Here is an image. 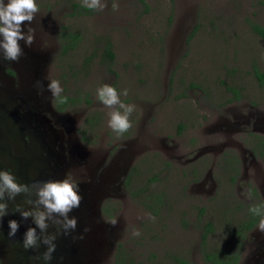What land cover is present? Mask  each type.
<instances>
[{
  "label": "rangeland",
  "instance_id": "1",
  "mask_svg": "<svg viewBox=\"0 0 264 264\" xmlns=\"http://www.w3.org/2000/svg\"><path fill=\"white\" fill-rule=\"evenodd\" d=\"M71 2L83 0H36L23 25L34 42H19L23 79L51 103L47 84L59 80L73 100L55 107L77 148L60 176L79 184L82 202L67 214L77 226L65 234L54 214L42 239L64 248L57 262L72 251V264H213L202 257V225L212 227L204 248L227 249L249 197L263 191L264 203V82L252 73L264 72V39L249 27H264V0H100L102 11L82 15ZM62 26L77 36L64 50ZM104 84L135 105L119 136L108 126L113 109L97 98ZM18 237L0 220V264H34Z\"/></svg>",
  "mask_w": 264,
  "mask_h": 264
},
{
  "label": "flooded vegetation",
  "instance_id": "2",
  "mask_svg": "<svg viewBox=\"0 0 264 264\" xmlns=\"http://www.w3.org/2000/svg\"><path fill=\"white\" fill-rule=\"evenodd\" d=\"M0 42H2L1 38ZM24 58L23 55L15 62L6 60L3 58V50L0 49V144H3L0 146V149L6 148L7 150L4 153L0 152V171H9L17 176V170L21 167L23 173L29 171L30 174L29 177L25 176V179H23L18 173V178H20L18 182L28 187L27 193L18 195L14 199H9L8 193L5 192L3 199H0V203L8 205L4 209L6 214L2 218L3 223H8L9 220L17 221L20 227L16 235H19L18 239L20 241L24 238V234L28 228L36 227L33 217L24 219L21 216V212L31 211L35 213L40 210L39 207L42 205L35 204V201L38 199L36 195L37 190L48 180H60L61 172L72 169L73 152L77 149L69 132L58 126L57 111L59 110L56 109L57 103L55 97L53 99L55 105L53 106L51 99L49 100L48 95L42 89H35L36 84H34L33 80L28 81L27 77V80L23 79L22 76L24 75L21 74L20 65L25 62ZM26 61L28 62L27 58ZM35 63L39 64L40 61L38 60ZM9 66L16 70L18 74L17 81L14 80V74L6 69ZM6 107H10L11 109ZM26 109L37 117H40L41 121L45 123L47 142L43 141L41 143L38 140L39 138H37L36 132L41 126L35 129L28 127V124H38V118L32 117L23 124L19 122L18 118L25 113ZM9 111L16 116L18 123V135L14 137H12V132L8 131L6 127L8 117H12L11 114H8ZM62 125L64 126V124ZM30 155L32 160L29 159ZM249 155L253 159L254 156L251 152H249ZM262 198L263 191L261 195H251L248 202H246L244 215L246 216L248 212H251V208L258 206L259 215L251 212V218H257L254 224L243 232L244 237L241 239L238 258L235 264H264V231L258 229L254 232L253 230V227L257 224L259 225L261 219H264V214L262 215V205H264ZM17 208L20 211H17ZM5 220L7 221L5 222ZM40 231L39 228L36 229L39 247L31 249L36 254V256L31 257L34 264H44L43 260L38 259V257L46 252L48 247V245L45 247ZM44 236L49 237L52 235ZM55 261L56 259L52 258L50 264H54Z\"/></svg>",
  "mask_w": 264,
  "mask_h": 264
},
{
  "label": "clouds",
  "instance_id": "3",
  "mask_svg": "<svg viewBox=\"0 0 264 264\" xmlns=\"http://www.w3.org/2000/svg\"><path fill=\"white\" fill-rule=\"evenodd\" d=\"M82 6L101 11L106 7V5L100 3V0H90V2L89 0H83ZM112 8L114 11L118 10L119 5L114 2ZM38 11L39 7L36 4V0H7V3L4 0H0V37L3 38L2 42H0V49L3 50L4 59L15 62L24 55L20 41H24L28 47L33 44L35 39L34 30L29 28L27 31L28 35L25 36L23 25L31 24ZM46 90L53 97L58 98L60 103L67 102V97L61 95L63 89L59 80H51L47 84ZM127 94V90H125L123 95L127 96ZM97 98L103 105L113 109L109 113L108 126L118 136L132 127L129 117L135 110V105L124 104L120 100V93L114 87L107 84L102 85L97 89ZM5 192L8 193L9 199H14L18 195L27 193L28 187L19 183L16 176L9 171H0V199H3ZM79 192V184L67 174L64 179L48 180L42 184L37 190L38 199L35 204L43 205L44 211H36L35 213L31 211L21 212V216L24 219L33 217L36 226L28 228L24 234L22 245L26 250L39 247L36 229L39 228L41 231L47 229L48 225L45 221L51 219L54 214L64 218L62 226L65 234H67L68 229L74 230L76 228L77 220L75 218L68 219L67 214L73 209L80 207L82 196ZM7 207V204L0 203V220L6 214L4 209ZM17 211H20V209L17 208ZM250 211L255 215H259V206L251 208ZM55 223L59 224L60 221L57 220ZM115 223L113 221V225ZM8 227L10 229L9 236L12 237L15 236L20 225L15 220H9ZM259 230L264 231V219L260 221ZM85 231H88V229H85ZM133 235H139V232H134ZM55 239V236H50L43 240V243L48 245L47 251L42 253L38 259L43 260L44 264H50L53 258L56 245L52 241Z\"/></svg>",
  "mask_w": 264,
  "mask_h": 264
},
{
  "label": "trees",
  "instance_id": "4",
  "mask_svg": "<svg viewBox=\"0 0 264 264\" xmlns=\"http://www.w3.org/2000/svg\"><path fill=\"white\" fill-rule=\"evenodd\" d=\"M90 11L89 8L84 7L78 3L71 2L70 3V13L72 15H82L87 14ZM250 29L259 37L264 39V27L260 26L256 23H250L249 25ZM61 33L60 38L64 41H68L67 45L62 44L63 50L66 48H70L73 46V43L76 41L77 36L74 33L65 31V27H61ZM104 54L106 57V63L109 64L113 58V54L110 50V44L107 41L104 46ZM252 73L254 77L259 81V83L264 82V72L259 71L257 67L252 66ZM62 95V94H61ZM67 97V102L60 103L58 98H55L56 105L58 109H64L66 106L73 103V100L71 97H68L67 95H62ZM264 152V145L262 146V150L260 153ZM107 213V212H106ZM109 215V213H107ZM252 213L248 212L247 215L240 220L237 225V228L232 232L233 234H236L234 236L233 242L231 245L227 247V249H220V250H207L205 247V239L206 236L212 231L211 224L209 222H205L202 225V230L199 236V243L202 250V257L203 260L209 263L213 264H235L238 258V249L241 245V239L244 237L243 232L251 227L252 224L256 221V218H251ZM251 218V219H249Z\"/></svg>",
  "mask_w": 264,
  "mask_h": 264
},
{
  "label": "water",
  "instance_id": "5",
  "mask_svg": "<svg viewBox=\"0 0 264 264\" xmlns=\"http://www.w3.org/2000/svg\"><path fill=\"white\" fill-rule=\"evenodd\" d=\"M6 108H10V107H6ZM11 109V108H10ZM14 113V112H13ZM8 114H11L12 117H8V121L6 122L7 123V130L8 131H11L12 132V137H14L15 135H18L17 133V127H18V123L16 121V116H14L11 111L8 112ZM32 117H36L39 119V123L38 124H35V125H31V124H28V127H31L32 129H35L37 127H40L39 130H37V138H39L38 140L43 143L44 142H47V135L45 134V123L41 121L40 117H37L36 115H34L33 113H31V111H29L28 109L25 110V113H23L18 119L20 120L19 122L21 124L25 123L26 121H28L29 119H31ZM44 129V130H43ZM37 148V147H36ZM37 150V149H36ZM39 161V160H38ZM40 209V210H39ZM39 211H44V207L43 205L39 207ZM44 240V239H43ZM53 243V242H52ZM47 245H45L46 247ZM65 250L64 248L62 247V245H60L56 251L53 253V258L54 259H57L59 257V255H61L62 253H64ZM67 254H68V257L67 259H63V260H60V262H54V264H72V259L74 257H72V251H67Z\"/></svg>",
  "mask_w": 264,
  "mask_h": 264
}]
</instances>
